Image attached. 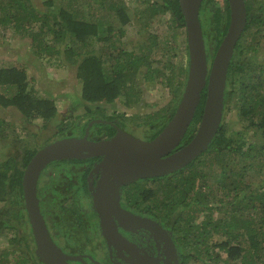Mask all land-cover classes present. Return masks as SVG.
I'll return each mask as SVG.
<instances>
[{"label":"trees","instance_id":"trees-1","mask_svg":"<svg viewBox=\"0 0 264 264\" xmlns=\"http://www.w3.org/2000/svg\"><path fill=\"white\" fill-rule=\"evenodd\" d=\"M244 1L246 24L227 69L222 121L207 148L175 171L145 177L154 181L153 186H137L135 181L123 191L127 206L135 203L136 208L143 210L156 205L159 212L152 215L162 218L173 229L182 255L199 259L219 256V264H264V183L246 181L253 170L264 176V67L258 71L252 67L253 55L245 52L242 40L248 32L264 38L260 34L264 27V0ZM98 2L112 10L122 24L149 27L161 13L158 18H163L165 26L183 29L184 78L172 101L149 113L145 120L151 124L152 131L147 134L151 138L174 113L187 75L188 51L179 1L139 0L142 5L139 8L119 0ZM42 4L37 8L30 0H0V26L29 37L33 53L41 59L55 55L57 64L65 61L75 65L76 77L81 81L79 103L84 107L86 118L78 122L69 116H59L53 95L37 94L26 68L12 61L0 64V106L15 107L26 127L36 119L42 120L44 127L54 125L53 138L47 136L44 144L54 138L82 135L93 118L112 122H93L89 127L90 138L113 135L116 130L113 121L118 126L124 121L112 112L104 113V108L114 105L116 98L130 105L141 97L139 80L152 81L165 76L161 67L152 64L154 54L162 46L149 43L137 29L140 36L132 38L133 41L124 35L112 38L113 27L106 20L91 21L89 13L55 5L53 0H43ZM229 13L227 0L201 2L199 18L208 58H212L226 32ZM59 43L62 48L57 47ZM169 62L173 63L172 59ZM167 78L171 84V77ZM234 94L238 111L247 122L230 133L227 113ZM204 99L205 88L181 145L196 131ZM3 124L4 119L0 118V138L6 135ZM36 149L28 154L26 149L24 152L16 149L0 161V237L6 233L8 242L3 249L0 245V262L18 251L15 264H44L35 252L21 183L26 163ZM97 159L100 157L56 159L40 173L37 196L52 235L59 234L58 231L69 234L70 228L80 226L81 214L93 210L87 175ZM15 242L16 246L9 247ZM216 248L219 252L214 254ZM221 251L225 252L224 256Z\"/></svg>","mask_w":264,"mask_h":264},{"label":"water","instance_id":"water-1","mask_svg":"<svg viewBox=\"0 0 264 264\" xmlns=\"http://www.w3.org/2000/svg\"><path fill=\"white\" fill-rule=\"evenodd\" d=\"M178 1L184 19L188 70L175 111L161 130L144 139L113 122L116 127L113 135L92 139L89 127L93 122L104 121L93 118L82 135L63 136L46 142L27 161L21 182L24 204L35 252L42 263L70 264L67 259L81 261L80 256L65 253L55 243L40 209L37 181L49 162L62 158L101 156L87 175V186L92 206L100 218L102 234L108 242L116 233L113 216L124 227L165 232L154 219L123 208L120 204L121 186L138 178L164 175L185 166L207 148L218 130L223 117L228 65L246 24L245 1L227 0L230 8L227 29L210 62L199 18L202 0ZM204 88V105L196 131L187 142L177 147L193 119ZM94 173L99 174L95 184Z\"/></svg>","mask_w":264,"mask_h":264},{"label":"rangeland","instance_id":"rangeland-1","mask_svg":"<svg viewBox=\"0 0 264 264\" xmlns=\"http://www.w3.org/2000/svg\"><path fill=\"white\" fill-rule=\"evenodd\" d=\"M30 1L37 8H41L40 6L43 3V0ZM98 1L53 0L55 5L62 4L72 8L74 11L89 13L87 16L91 21L100 18L111 23L113 27L112 38L124 35L127 37L130 36V41H133L132 38L141 35L149 43L153 45L160 44L162 46L154 54L152 64L161 67L165 71V76L156 77L152 81L139 80L142 94L138 100L132 102L130 105H126L119 98H116L113 103L114 105L105 107L103 111L106 114L112 112L118 115L126 123L124 125L128 131L135 136L144 138L147 134V129L151 125L150 123H145L149 113L159 110L166 104L168 105L172 101V95L177 93L179 86L182 84L184 78V61L186 58L183 29L181 27L168 28L165 26L162 22L163 18H158L162 16L161 13L154 18V21L149 27L140 26V24H122L118 17L114 16L112 10L109 11L107 7L100 5ZM119 1L126 2L130 6L133 5L134 8L142 6L139 0ZM105 25L106 23H104ZM135 29L139 30L140 35ZM260 34L264 35V27L260 31ZM263 39V37L259 36L258 38L256 34L254 35L250 32L246 33L242 38L244 47L246 45L245 52L253 55L252 67L256 71L264 67ZM62 43H59L57 47L62 48ZM48 57L41 59L37 54L33 53L29 37L21 35L11 28H2L0 26V64L12 61L17 66H24L29 81L36 89L37 94L40 96L42 94L53 95L59 116H69L74 121H82L83 118H86V113L79 100L81 81L76 77L75 65H71L65 61L62 65H59L57 64L58 60L55 58V55ZM171 59L173 63L169 62ZM142 68L145 70V67L142 66ZM140 72L142 71L140 70ZM167 77H171L169 78L171 84L168 83ZM139 79H141L140 76ZM259 89H262V86ZM238 104V99L234 94L227 113L229 123L228 132L230 133H234L241 127V124L247 122V119L238 111ZM0 118L4 119L3 127L6 129V135L0 138V161L5 158L8 152L14 153L16 149L18 151L22 149V152L26 149L25 154H28L35 148H39L40 145L44 144L47 136H52L53 138V133L56 130V127L52 124L44 127L40 119L34 120L31 124H28V127L24 126L21 114L13 106H0ZM246 181L251 184L264 183V176L253 170L250 178L246 179ZM85 217L88 219L92 218L89 210H86ZM75 234L80 235V231H77L76 226ZM88 236L90 238L93 237L89 233ZM0 245L2 249L8 245L6 233L1 235ZM16 245L17 243L15 242L13 246L9 245V247ZM213 252L216 254L219 251L216 248ZM17 253L18 251L15 254H8L0 264H15V261L18 260L16 257ZM220 254L224 256L225 252L221 251Z\"/></svg>","mask_w":264,"mask_h":264},{"label":"flooded vegetation","instance_id":"flooded-vegetation-1","mask_svg":"<svg viewBox=\"0 0 264 264\" xmlns=\"http://www.w3.org/2000/svg\"><path fill=\"white\" fill-rule=\"evenodd\" d=\"M210 60L211 58H208L209 62ZM102 120L106 122H112L109 119ZM114 120H118V118L115 117ZM120 123L122 124H119L122 126L121 128L128 131L124 125L126 123H123L122 121H120ZM151 131V128L147 129V134H149ZM147 134L144 139L148 138ZM99 157L101 159V156ZM100 159L94 161L92 167ZM47 165L45 167H47ZM98 175V173L93 174L94 184ZM135 181H137V186H145L147 184H150L151 186L154 185L153 180L145 179V177L138 178L132 182ZM132 182H128L127 184L121 186L120 204L123 206V208L133 214L154 219L162 226L165 232L159 230L153 231L144 227H124L123 225L119 224L117 218L113 216V220L116 224V233L111 237L112 240L108 242L102 234L99 223L100 218L92 206V196L88 189L91 206L93 208V210L90 211L92 218L88 219L85 217V214H81L80 226L77 228V231H80V235L75 234V229L73 228H70L69 234H61L58 231L59 234L55 236L49 231L52 239L58 246L62 248L65 253L70 255H78L81 257V261L67 259L70 264H210L212 261L216 264H219V256H214L213 259L212 257L208 256L199 259L197 256L194 257L192 255H182L180 241H178L176 238V233H173V229L166 225L162 218L154 217L152 215L159 212L156 205L151 204L149 208H145L143 210L136 208L135 203H130L127 206L125 203L126 196L124 195L123 191L125 187ZM137 202H139V200H137ZM148 202L152 203L151 201ZM142 203L145 202L143 201ZM88 233L93 235V237L90 238Z\"/></svg>","mask_w":264,"mask_h":264}]
</instances>
